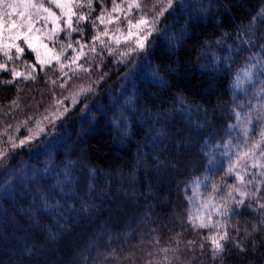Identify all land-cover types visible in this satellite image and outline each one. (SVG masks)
I'll list each match as a JSON object with an SVG mask.
<instances>
[{
	"label": "trees",
	"instance_id": "obj_1",
	"mask_svg": "<svg viewBox=\"0 0 264 264\" xmlns=\"http://www.w3.org/2000/svg\"><path fill=\"white\" fill-rule=\"evenodd\" d=\"M183 2L191 6L177 5L174 13H165L150 46L134 62L114 63L115 57L105 52L100 67L93 63L90 73L70 80L63 96L80 86L91 85L95 91L82 96L49 134L16 149L12 143L19 144L45 110L55 108L52 92L59 99L62 90L46 84L39 68L35 82L17 79L19 92L15 84L0 85V151H6L0 162V193L11 189L0 194L3 264H103L98 254L113 249L118 259L109 257L107 264H264L261 233L256 234L255 252L237 255L229 246L230 257L225 253L213 261L205 244L204 255L197 250L193 260L186 242L198 237L181 223L190 207L185 185L193 177L215 176L218 181L223 176L221 167H207L204 142H221L227 126L235 123L237 73L250 56L264 55V23L253 22L264 0ZM90 35L86 31L85 38ZM249 40L254 43H243ZM126 46L122 40L120 49ZM24 59L35 57L26 50ZM16 64L26 72L21 61ZM45 72L52 80L60 75L58 70ZM0 77L11 78L10 73ZM17 97L19 107H13ZM64 103L71 107L70 100ZM249 104L256 102L244 105ZM242 211V217L230 219L228 230L238 226L244 236L256 221L249 209ZM177 232L182 233L179 252L159 251L177 247L172 239ZM153 236L160 239L155 248L148 243Z\"/></svg>",
	"mask_w": 264,
	"mask_h": 264
},
{
	"label": "snow or ice",
	"instance_id": "obj_2",
	"mask_svg": "<svg viewBox=\"0 0 264 264\" xmlns=\"http://www.w3.org/2000/svg\"><path fill=\"white\" fill-rule=\"evenodd\" d=\"M177 5L180 9L191 6L183 0H154L150 4L145 0H110V7L109 0H0V74L10 73L11 76L10 79L0 77V85L15 84L19 92L21 86L17 79L23 77L25 81L30 79L35 82L39 68L40 73H45L46 84L50 82L53 88L62 90L59 99L52 92L55 111L46 109L48 114L35 121L37 133L32 134V129L29 128V135L21 139L19 144L12 143V148L24 146L41 133L49 134L56 127L57 121H62L82 96L94 93L95 89L89 85L80 86L78 91L63 96V90L70 80L74 77L79 79L82 72L90 73L93 63L100 67L105 52L108 56L115 57L114 63L124 65L134 62L137 55L146 52L151 44L150 38L160 30L157 26L161 18L169 10L174 13ZM257 20L264 23V8L253 17V22ZM109 25L114 27L110 28ZM86 31L91 32L87 39ZM73 34H76L75 39ZM132 37L134 40L130 41L129 38ZM122 40L127 45L123 50L119 47ZM243 43L252 45L254 42L249 40ZM260 48L264 52V44ZM69 49L72 54H68ZM26 50L34 54V61L24 59ZM97 57L100 58L99 62L96 61ZM82 59L84 63H80ZM248 59L255 63H249L237 73L234 89H239L242 81L251 83L254 78L264 76V55L258 52ZM16 61L23 63L26 72L17 71ZM46 69L50 72L58 70L60 75L52 80L45 72ZM107 75V72L103 73L94 83L99 84ZM160 83H164L162 78ZM255 95L258 98L255 105H238L240 110L233 108L235 123L227 126V138L214 145L212 162L216 163L218 158L226 163V167L219 169L223 172L220 180L216 181L212 176L205 175L193 177L185 185V200L191 206L184 210L181 223L187 224L198 237L186 242V250L193 254V260L198 258L195 255L197 250L200 256L204 255L205 244L208 245L207 251L211 253L213 261L222 260L225 253L230 257L232 253L229 246L238 250L237 255L258 250L256 234H264V80H261ZM18 100L19 97L12 101L13 107H19ZM65 100L71 101V107L65 105ZM87 107V103H84L83 108ZM28 120H33V117L29 116ZM28 120L23 122L25 128H28ZM120 123L124 121L117 122V125ZM45 124L51 126L47 131L43 126ZM11 139L9 137L10 141ZM208 145L209 142L205 141L204 147L207 148ZM5 156L6 151H0V162ZM69 175L66 171L65 176ZM228 177L234 178L232 183L228 182ZM188 190H191L192 195L187 194ZM10 191V188L5 189L0 194L6 195ZM44 207L47 209L50 206L45 203ZM245 208L250 210L252 219L256 222L252 224L250 231L245 230L244 236L240 235L238 226H234L230 233V219L234 216L242 217L245 214L242 210ZM181 235V232H177L172 237L177 247H161L159 251L165 254L169 251L179 252ZM249 238L250 242L246 243ZM148 243L155 248L160 244V239L153 236ZM98 255L103 264H107L109 257L118 259L114 249ZM148 255L153 256L154 253L149 252ZM175 258L179 259V256ZM164 259L168 260L167 255ZM0 264L3 262L0 261ZM148 264H154V261L149 260Z\"/></svg>",
	"mask_w": 264,
	"mask_h": 264
},
{
	"label": "rangeland",
	"instance_id": "obj_3",
	"mask_svg": "<svg viewBox=\"0 0 264 264\" xmlns=\"http://www.w3.org/2000/svg\"><path fill=\"white\" fill-rule=\"evenodd\" d=\"M132 40H134V38L132 39ZM124 45H125V43H124ZM34 55V54H33ZM0 59H2V57H0ZM249 63H255V61H249L248 63H246L243 67H242V69H244ZM242 69L238 72V73H240L241 71H242ZM17 71L18 72H21V71H19V69H17ZM236 78H237V76H236ZM236 78H235V80H236ZM261 80H264V76H261V77H259V78H254V80L251 82V83H249V82H247V81H242V84H241V87L239 88V89H234L233 88V90H234V92H233V94H234V98H235V100H236V102L238 103V104H245V103H251L252 101H255L256 103H257V96L255 95V93L257 92V90L260 88V83H261ZM235 82V81H234ZM253 85H255V86H253ZM245 90H246V93H245ZM50 111H55V108H53L52 110H50ZM46 114H48V113H45L44 115H46ZM43 115V116H44ZM42 116V117H43ZM42 117L40 118V119H42ZM44 127H47L48 125H43ZM37 131H38V129H37V126L35 125V127H34V129L32 130V134H36L37 133ZM29 135V134H28ZM27 135V136H28ZM26 136V137H27ZM38 136V135H37ZM36 136V137H37ZM25 138V137H24ZM227 137L225 136V137H223L222 139H226ZM221 139V140H222ZM31 142V141H30ZM217 143H220V141L218 140V139H215V140H212V141H210L209 142V145H208V147L207 148H205V154L206 153H208L209 155H206L207 156V159H208V168L210 169V170H212V169H214V168H217V167H226V163L224 162V161H222V160H219L218 158H217V162L216 163H213L212 162V160H213V156L211 155V153L213 152V148H214V145H216ZM210 175V174H209ZM214 179L216 180V177L214 176ZM220 180V179H219ZM218 180V181H219ZM233 180L234 179H232V180H229L228 182L229 183H232L233 182ZM217 181V180H216ZM203 190V189H202ZM190 195H192V192H191V194ZM191 206V205H190ZM193 211H195V208H193ZM214 219H218V217H213Z\"/></svg>",
	"mask_w": 264,
	"mask_h": 264
}]
</instances>
